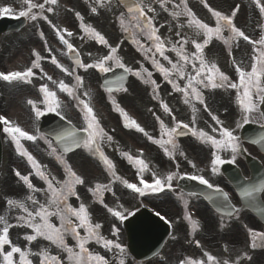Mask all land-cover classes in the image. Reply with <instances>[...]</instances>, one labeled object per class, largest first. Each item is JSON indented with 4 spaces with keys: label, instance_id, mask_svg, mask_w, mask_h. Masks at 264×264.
<instances>
[{
    "label": "snow or ice",
    "instance_id": "obj_1",
    "mask_svg": "<svg viewBox=\"0 0 264 264\" xmlns=\"http://www.w3.org/2000/svg\"><path fill=\"white\" fill-rule=\"evenodd\" d=\"M170 0H159L161 7L163 8L166 3H169ZM204 7L208 9V11L212 14L216 19V26L210 27L208 24L199 20L196 15L192 12V10L188 7L187 0H180L179 4L175 5V9L171 15L173 18H177L181 15H186L188 17V26L193 27L197 30V35L203 33L206 37L203 43H198L195 40L192 41L196 52H194L191 56L184 52L183 45L188 43L187 39L183 40V43L180 44L179 47L173 46L172 51L176 52L179 60L177 63L171 64V69L163 67L156 59L153 54L152 63L156 67V69L164 76V79L169 83H173L170 79L172 73H175L180 78L187 77V84L184 88H181L178 84L173 83V88L178 92L184 93V103L189 104L191 102V98H195L201 104H204V98L202 93L198 90L196 85H202L203 87H228L236 90V103L239 106L241 112V121L242 123L237 124V127H243V125H247L249 123L254 122V114L259 112V119L264 121V111H260V105H264V34L261 35L259 40L252 41L249 36H247L243 31L238 29L233 24V17L236 12L233 11L232 15L222 14L220 11L212 9L207 0H202ZM257 7H259L260 12L264 14V5L261 4L260 0H255ZM45 4L55 5L57 4V0H44V3H35L34 0H22V10L19 11V17H27L32 20L37 19V15L33 13V9H39L41 13L45 10ZM26 5V8L23 7ZM147 9V11H146ZM167 10V9H165ZM48 12H52L53 8L48 7ZM93 12L96 11L95 8L92 9ZM153 11L150 6L144 5L143 0H133V3L128 5V13L130 14V20L126 23L125 17L122 14L120 17L121 26L123 27L125 32H130L135 34L139 32L145 36L149 40L153 42V46L155 48V52H158L165 60H168V57L165 55V44L161 40L160 36L157 34L158 29L153 24V19L147 15L148 12ZM13 9L11 7H0V15L12 14ZM78 19H81L79 13L76 14ZM47 19V17H43ZM81 28L85 33L93 36L97 39L101 44L107 45V40L90 26H86L81 23ZM227 28L231 35L225 40V43L230 46L231 41L237 40L239 38H243L244 41H248L253 44L255 55L252 57L253 63L251 64L250 71L242 69L239 65L236 66L235 70L239 77L238 83L230 82L229 77L222 73L219 67L215 62H208L205 60L203 56V48L208 44L209 40L215 35L217 38L223 39L222 31ZM63 32L67 33V36H72L70 31L66 29ZM57 35L59 36L60 41L67 46L69 51H74L73 45L69 43L67 39H65L61 30L57 29ZM179 35V33H177ZM143 48V45H140ZM118 49L115 47L110 48V52L108 55L104 56L97 62L93 64H84L79 59L76 60V64L80 67L87 70L88 68H98L101 72H109L111 71L110 67H106V63L109 61H113L115 65L119 68L124 69L126 72H132V69L127 68L121 60L116 56ZM148 52L152 51V48L147 49ZM35 60L33 61L31 67L27 68L25 71H13L7 74L0 72V79L5 81H13V80H25L27 81L30 77L34 75L33 69L39 68V61L42 59L39 53L34 52ZM181 61L183 63H181ZM199 63V67H197V63ZM52 63L60 67L62 71L68 72L67 69H64L62 65H60L55 57L52 58ZM191 64L192 69L195 72V75H191L190 73H186L185 65ZM147 72V70H144ZM137 77L143 79L144 83H151L154 86V90L156 87V82L151 79L152 73H147V79H144L142 73L137 71L133 73ZM71 75V73H69ZM49 80H52L51 76L47 77ZM124 77H119L117 81H111L109 83H117L123 81ZM76 85L75 88L69 87L63 81H60L58 84L59 89L62 92H66L69 96H74L76 98L83 110L84 121L86 123V127L83 129L87 133V137L83 140L77 138L76 131H67L62 134H58L56 139L58 141L65 143L64 151H70L71 148L67 146L70 142L75 147H81L88 149L90 152L99 156V158L103 161V163L107 166L110 174L116 179H120V182L124 184L127 188L132 189L134 192L139 193L141 196L145 195L146 192H160L163 191L165 187L171 188V182L175 178V173H170L165 177L157 176L156 173H153L152 183H148L144 180L143 176H140L139 183L143 185V187H138L135 183H129L127 180H123L119 177H116L114 171V165L112 162L104 156L101 151L99 144L100 142L107 137V140L111 141L112 137L107 136L104 132L103 128L100 127L99 120L97 119L93 108L89 105V103L79 100L78 97L75 96V89L82 86L83 81L80 76L75 77ZM55 84L56 81H53ZM109 92L113 91L111 87L107 89ZM118 90L126 89L122 88V85ZM190 90V91H189ZM40 91L43 93L44 99L42 101L43 104L46 105L45 110H41L36 106V103L32 100H29L28 103L32 105V108L36 114V117L39 118L45 115V111L47 112H56L57 115L60 113L57 109L60 108V102L56 97V93L51 91L47 85L41 87ZM87 95V93H85ZM113 104L115 105V101L113 100ZM116 110L120 112L121 116L125 120L126 127H135V129L139 132H144V129L136 123L135 120H132L128 114L120 108L118 105H115ZM165 112L171 114V109L168 108L166 104L162 105ZM205 110H207V106L205 105ZM196 109L193 106V112L195 113ZM212 120L216 122V124L220 125L218 129L213 128V132H218L219 139L215 138L212 135L200 131H193V135L197 136L199 139L210 142L211 145L216 149H226L230 150L233 153L232 159L227 161L228 163H235V154L238 153L241 148L238 143V137L233 134V131L227 127L223 126L222 121L215 115H212ZM159 119V117H157ZM175 119V117H173ZM193 122H195V117L193 118ZM0 123H3L6 127L4 131L11 137L13 142L17 146V150L21 155L26 156L28 161L31 163L33 168L36 169L37 175L44 179L48 185V191L51 193V196L47 202V204H40L36 210L29 211L23 202L8 200L7 203L10 207H17L23 210L27 215L21 216L18 219L23 222V225H26L28 228L32 229L33 234L27 235L25 239L31 243L36 240L37 237H42L52 244L56 245V247L60 248L62 251L67 253L68 264H108V261L104 256H101L98 253H93L89 251L86 246L90 241L95 240L96 243L102 244L103 247L111 249L117 248L123 251L122 246L119 243L114 242L113 240H107L100 234V229L102 225L100 223L93 224L90 219V214L87 211V208L84 204H81L79 208H73L70 204H68V197L76 195L75 185L83 184V179L78 176L70 166L66 164L65 161L62 160V156H57V160L61 163L65 164L67 179L65 181L56 182L60 184V187H55L53 184V180H49L43 171L40 170L39 163L35 160V158L27 152L26 149L23 148L20 143L21 138L35 141L37 137L35 135H31L27 131L21 129L18 125L13 124L4 116H0ZM161 123L162 133L168 136L167 140H154V143L160 144L161 147H164L165 153L168 155H172V152L169 151L165 145H171L172 149L175 150L177 145L174 143L173 136L177 133L178 129L182 126L187 129L189 125L183 124L182 122H177V126L172 129H166L163 121ZM261 127H264V123L261 124ZM147 135V133H144ZM149 139H152L149 137ZM256 144L264 145V136H261L259 139H255L252 141ZM49 147H52L51 141H47ZM52 152L55 153L56 149L53 148ZM128 157L129 161H132L133 158L127 153L124 154ZM183 155V153H181ZM135 164L139 165V173H143L148 169V165L142 159H136L134 161ZM191 163V162H190ZM226 163L216 152L213 153L212 160V171L216 173L218 171L217 166ZM195 167V165H193ZM138 173V174H139ZM16 175L20 177V179L27 185L29 189L33 191H37L33 188V185L29 181L28 176H22L19 172H16ZM192 180L199 181L200 184L206 185L209 188H212L213 185L209 183L207 179H205L202 175H192L188 177ZM261 188H264V185H261ZM103 190L111 191L106 185L97 184L95 189H89V191L93 192V195H96L98 192H102ZM260 188H253L250 190H245L243 195L245 197L252 196L254 191H259ZM27 199L31 200L32 203L38 204L33 197L29 196ZM225 199H227V195L225 194ZM103 203V200H100ZM105 207H107L105 205ZM108 212H110L113 216L117 217L120 220H124L125 216L122 212L116 211L113 208H107ZM157 216H160V213H156ZM56 216L60 220V225L57 227L53 223L50 222V217ZM73 217H75L78 223L74 222ZM163 218V217H161ZM192 224L193 229L198 227V223L196 221L191 220V217H186ZM0 258H2V264H32V261L29 259V256L33 255L30 249L22 250L20 247L12 244L9 239V229L12 225L8 224L5 217L0 216ZM84 229L86 235L81 236L78 229ZM117 230L113 229V235H116ZM249 235L252 240V248L262 247L264 248V232H257L253 229H248ZM72 235L73 239L76 241V249L69 247L65 242L66 235ZM9 246L10 250H5V246ZM199 246V242H197ZM19 254V261L14 260V255ZM35 255L40 256V264H63L59 256L51 255L47 249H41L39 253ZM204 255L207 257V264H218L216 258L211 254L205 252ZM250 259V257H249ZM120 264H124L123 260L120 261ZM181 264H206L203 260H194V259H186L182 261ZM227 264V261H225Z\"/></svg>",
    "mask_w": 264,
    "mask_h": 264
},
{
    "label": "rangeland",
    "instance_id": "obj_2",
    "mask_svg": "<svg viewBox=\"0 0 264 264\" xmlns=\"http://www.w3.org/2000/svg\"><path fill=\"white\" fill-rule=\"evenodd\" d=\"M6 64H7V62H4L2 60V58H0V65L2 66V65H6ZM2 69H4V68H2ZM3 86H4L3 83L0 82V96L1 97L4 94H8V92H5V88H2ZM15 87H19V86L16 85ZM19 91L20 90H17V89H14V90L9 89V93L11 95H18ZM21 106H22V103H21ZM218 114L225 115L226 111H217V115H216L217 117H218ZM254 119L259 120L257 113L254 114ZM234 120H236L235 117L234 118H232L230 116L227 117V123H229V124ZM203 122L205 124L197 125L194 127L197 132L200 130H203L204 132L213 136V134H214L213 128L217 129L218 127H220V125L216 124V122L208 123L207 119H204ZM240 122H241V118H240ZM229 124L227 125V128L232 129L233 126H231ZM3 141H4V165H3V169L1 172V179H0V216L5 217L8 224L11 222L13 217H16L15 223H17L19 225H23V222L21 220H19L18 218L21 216L26 217V215L15 214L13 217H11L9 214V210L11 207L8 205L7 201L11 199V200L20 201V202L24 203L25 199L28 197L27 195L23 194V189L21 188L19 181L14 182L12 180L13 175L10 178L11 175L9 173V169L11 167L17 166L19 164V162H22L24 164V162L20 159V157L22 155L18 152L16 147H15V150H16V152H15V150L13 148H11V146L7 143L8 141L6 138H4ZM208 148H209V144H208V142H205L203 144V149H202L203 157L201 160H205V159L207 160V155H209L208 154V151H209ZM206 149H208V150L206 151ZM205 155H206V157L204 158ZM27 165L28 164L25 161L24 167H26ZM205 169H206V163H205ZM10 179L12 180V182L10 181ZM14 208L18 209L17 207H14ZM175 237H176V234L174 235L173 238H175ZM22 240L26 241V246H29V242L25 238L24 239L22 238ZM160 259H164V255L161 256Z\"/></svg>",
    "mask_w": 264,
    "mask_h": 264
}]
</instances>
